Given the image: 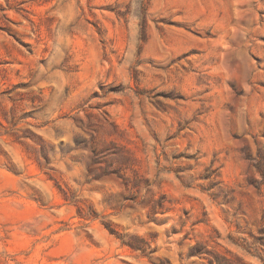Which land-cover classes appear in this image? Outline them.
Instances as JSON below:
<instances>
[{"label":"rangeland","instance_id":"1","mask_svg":"<svg viewBox=\"0 0 264 264\" xmlns=\"http://www.w3.org/2000/svg\"><path fill=\"white\" fill-rule=\"evenodd\" d=\"M0 264H264V0H0Z\"/></svg>","mask_w":264,"mask_h":264},{"label":"trees","instance_id":"2","mask_svg":"<svg viewBox=\"0 0 264 264\" xmlns=\"http://www.w3.org/2000/svg\"><path fill=\"white\" fill-rule=\"evenodd\" d=\"M44 152V151H43ZM44 154V157H45V159H46V163L48 162V155L46 154V152H44L43 153ZM106 224V226L112 231V232H114V230H115V228H114V226L112 225V223H110V222H108V223H105ZM132 247H137V245L135 244V243H132V242H130L129 243ZM138 248V247H137Z\"/></svg>","mask_w":264,"mask_h":264}]
</instances>
